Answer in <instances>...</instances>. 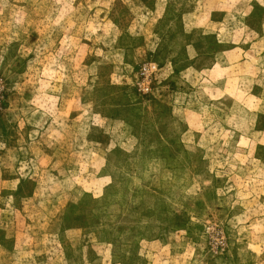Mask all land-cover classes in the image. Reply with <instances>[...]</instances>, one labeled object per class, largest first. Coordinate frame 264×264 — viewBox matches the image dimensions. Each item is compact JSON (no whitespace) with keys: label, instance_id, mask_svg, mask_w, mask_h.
<instances>
[{"label":"rangeland","instance_id":"rangeland-1","mask_svg":"<svg viewBox=\"0 0 264 264\" xmlns=\"http://www.w3.org/2000/svg\"><path fill=\"white\" fill-rule=\"evenodd\" d=\"M0 264H264V0H0Z\"/></svg>","mask_w":264,"mask_h":264}]
</instances>
